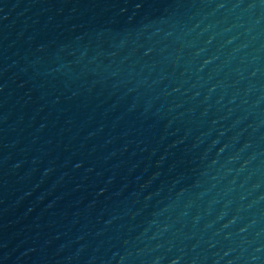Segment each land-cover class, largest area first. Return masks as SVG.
I'll use <instances>...</instances> for the list:
<instances>
[{
	"label": "water",
	"instance_id": "1",
	"mask_svg": "<svg viewBox=\"0 0 264 264\" xmlns=\"http://www.w3.org/2000/svg\"><path fill=\"white\" fill-rule=\"evenodd\" d=\"M43 264H264V0H155Z\"/></svg>",
	"mask_w": 264,
	"mask_h": 264
}]
</instances>
